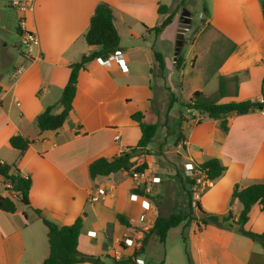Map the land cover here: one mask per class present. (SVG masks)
Returning <instances> with one entry per match:
<instances>
[{
	"label": "crops",
	"instance_id": "obj_1",
	"mask_svg": "<svg viewBox=\"0 0 264 264\" xmlns=\"http://www.w3.org/2000/svg\"><path fill=\"white\" fill-rule=\"evenodd\" d=\"M4 1L0 0V161L13 165L32 183L28 205L15 200L14 212L0 209V264H41L48 256L47 227L35 209L58 225L71 224L81 216L77 249L95 261L74 264H110L120 248L118 241L140 233L144 236L158 215L153 204L144 210L140 202L145 197L144 186L153 177L159 180L155 158L169 152L170 141L181 155L182 180L186 179L187 162L219 159L224 173L209 182L198 203L207 213L224 215L230 210L233 221L237 220L242 204L233 200L230 205L233 186L264 182V114L260 108L223 114L221 119L228 126L223 131L220 120L184 105L195 90L205 95L216 93L220 75L229 80L228 94L220 102L260 101L264 91V19L258 0H189L186 7L190 12L193 3L199 5L200 24H193L191 12L179 53L183 58L180 69L168 54L175 41L167 31L175 18L158 34L147 30L157 23L162 0H34L33 10L25 14L9 0V8L18 13L17 35L23 21L25 30L39 39L28 54L5 35L12 32L5 23L13 18L8 16ZM100 2L111 8L119 34L118 49L110 55L121 54L122 59L104 62L95 58L80 68L63 125L40 131L35 118L59 99L70 65L83 54L98 50L85 42L84 33ZM153 51L163 57L161 71ZM16 69L19 72L14 76ZM157 85L174 96L170 108V99L159 97ZM60 110L56 107L54 112ZM135 112H141L143 122L158 124L152 140L155 144L149 143L143 152L130 150L141 135L138 122L131 117ZM171 124L181 134L177 143L173 137L156 142L160 127L166 136ZM16 134L31 140L22 154L8 142ZM124 152L131 155L129 170L89 176L92 160L112 159ZM142 163L146 167L140 176L132 169ZM97 188H103L105 195L93 201L90 197ZM135 188L141 189L137 199L130 197ZM119 214L129 226L119 221ZM195 215L199 216L197 209ZM181 226L176 227L187 244L190 264H264V247L242 234L238 225H199L195 219ZM243 228L264 231V211L254 206ZM128 255L130 249L126 248L122 258ZM139 257L146 263L141 254Z\"/></svg>",
	"mask_w": 264,
	"mask_h": 264
},
{
	"label": "trees",
	"instance_id": "obj_2",
	"mask_svg": "<svg viewBox=\"0 0 264 264\" xmlns=\"http://www.w3.org/2000/svg\"><path fill=\"white\" fill-rule=\"evenodd\" d=\"M157 11L160 15L157 23L147 29L148 31L158 34L166 25H168L173 17L172 13L168 12V7L165 4H159ZM264 19V9H263ZM19 31V25L17 27ZM85 42L88 45L98 46V50L89 54H83L81 58L70 65V73L62 88L59 99L46 106L45 109L39 113L35 118V124L40 131L57 130L66 120L71 103L75 94L77 72L80 68L95 58L105 59L110 54L118 49L119 34L113 22V13L109 5L105 2H100L96 5L93 14L89 20V26L84 33ZM153 57L158 64L160 70L164 69V60L159 52L153 51ZM182 55L178 54L175 59V67L181 68ZM228 79L220 75L218 78V87L216 93L212 97H208L200 90H195L189 96L185 107L190 110L197 111L199 114H205L211 119H218L219 126L223 131H227L228 126L225 120L221 117L223 114L234 111L237 114L247 113L255 108L264 109V92L262 91V101L257 100H231L227 102H220L219 99L228 94ZM236 93V89L234 90ZM175 101L174 96L171 95L168 108H170ZM56 107H61L57 113L54 112ZM139 124L141 135L136 142L135 146L130 150L132 152H143L149 143L152 142L158 124L145 123L142 121L141 112H135L131 116ZM181 119V115H180ZM178 138V137H177ZM178 140V139H177ZM10 146L22 154L28 148L31 140L19 134L12 135L8 140ZM130 153H122L119 156L107 159L106 157H98L92 160L88 165V173L90 177L97 175H108L118 170H129L132 166L130 162ZM196 167L204 174L205 178L212 182L219 178L225 170L219 159L213 157L203 161L200 164H195ZM146 165L135 166L133 172L140 173L145 170ZM0 179L9 182L11 190L14 192L15 197L0 194V209L6 212H14L16 209L15 200H19L23 204H29V190L31 187V179L20 175L17 169H13V165L0 161ZM183 188L188 195L187 210L180 213H171L166 217L158 214L152 226L144 233L142 245L139 251H135L134 255L142 254L144 247L148 241L149 235L152 233L158 237V240L163 244L165 242L168 231L184 222L183 225L189 224L192 220L197 219L199 225L215 224L218 226L233 227L239 226V231L252 240L259 242L264 247V231L255 232L243 228V225L248 219L250 210L257 206L259 211H264V182H256L249 184L245 187H239L237 184L233 186L230 205L233 200H238L242 204V209L236 221H233L231 211L227 214H214L203 211L200 204L197 203L196 209L199 211V216L194 214L193 207L190 202V189L186 188V184H192V179L186 177L184 180ZM135 192H141L140 188H135ZM35 212L41 218L47 227V241H48V256L41 262V264H74L83 262L92 258L91 255L80 252L77 249V240L82 225V217L79 216L73 223L66 225H58L55 222L45 218L41 215L39 209ZM119 221L126 226H129L128 221L123 215H117ZM131 260L128 256L121 260H115L110 264H129ZM159 264H163V260ZM190 264V263H189Z\"/></svg>",
	"mask_w": 264,
	"mask_h": 264
},
{
	"label": "rangeland",
	"instance_id": "obj_3",
	"mask_svg": "<svg viewBox=\"0 0 264 264\" xmlns=\"http://www.w3.org/2000/svg\"><path fill=\"white\" fill-rule=\"evenodd\" d=\"M8 1L9 0H5L4 2L6 3L5 6L8 11V16L10 15L13 18V22L5 23L10 26V28H12L11 34L8 33L5 35L7 39L10 40L12 44H14V46L22 51L24 50V47L20 44V37L15 31V28L17 26V23L15 22L17 20L16 16L18 13L12 8H9ZM162 2L163 4L167 5L168 12L172 13L173 17L175 18L172 20V23L167 31L168 36L172 35L175 41L181 9L184 7L188 8L186 6L190 4V1L162 0ZM191 6V12L194 13L192 22L194 25L200 24L197 23L199 5L197 3H193ZM189 35V37H191L192 32H190ZM168 54L171 58L174 57V47ZM159 71H161L160 68ZM156 87L159 89V97H161V95H165V99H170L171 95L169 93H164L161 89V86L159 87V85H157ZM213 95L214 93L207 94L208 97H212ZM178 111L180 112V110L178 109L176 111V114ZM171 125L172 126H170V131H166V136H164L165 129L163 127H160L156 142L159 141L162 137H173L174 142L177 143V139L181 137V134L179 131H177V127H175L174 124ZM171 143L172 142L170 141V144L167 146L169 148V152L158 154L155 158L156 164H158L156 175L159 177V182L155 183L151 191L144 195L150 198L151 203L155 207L156 211H158V214L163 217H166L171 213H180L186 211L188 204V195L184 190L182 184L184 180H182L179 175L181 174V155L174 150V147ZM151 144H155V141H152ZM152 173H154V171ZM7 188L8 187L6 186V180L0 179V193H6ZM193 210L195 214L196 207H193ZM183 224L184 222L181 224V229L184 226ZM145 232L146 231H144L143 233ZM186 246L187 244L183 241V237L180 233L179 228L174 227V229H171L167 233L165 242L163 244L158 240V237L156 235L151 233L145 246L146 251H143L141 256L146 260V264H159L161 260H165L164 264H189L190 259L187 253Z\"/></svg>",
	"mask_w": 264,
	"mask_h": 264
},
{
	"label": "built area",
	"instance_id": "obj_4",
	"mask_svg": "<svg viewBox=\"0 0 264 264\" xmlns=\"http://www.w3.org/2000/svg\"><path fill=\"white\" fill-rule=\"evenodd\" d=\"M11 6L14 7L15 9H17L20 13L25 14L27 12H31L34 8V0H11L10 2ZM19 25V36H20V44L24 47V50H22L23 54H28L31 51V47L38 45L39 43V39L36 35V33L34 32H30V31H26L24 28V24L23 21H20ZM112 58H118L117 60H121V54H114V55H110L107 59H104V62H108V59H112ZM100 59V58H99ZM18 69L15 70L14 72V76L18 73ZM264 92V91H263ZM263 98L261 96L260 101H262ZM261 113L264 114V109H261ZM119 136L116 135L115 139H118ZM197 165L193 164L192 162H187L184 165V174L186 177H189L192 179V184H190V194H191V206L192 207H196L198 200L201 196V194L203 193V191L206 189L207 185L209 184L210 181H208L204 174L196 167ZM140 176L144 175V171L137 173ZM154 177L152 178V180L149 181V183H147L144 188H143V195H146V193H149L152 189V184L154 182H159V180L154 181ZM6 186L7 191L6 193H0L1 195H9L12 197H15L14 192L11 190V186L9 184V182L6 181ZM5 192V191H4ZM105 195V191L103 188H97L95 191H93L90 199L95 201L98 200L99 197L104 196ZM139 196V193L137 192H133L130 197H132L133 199H137V197ZM141 206L144 210H148L151 209L152 207V203L151 200L148 196H145L144 198L141 199ZM142 239H143V235L140 234H136L135 237H128L125 236L123 237L121 240L118 241L119 244V249L116 250L113 253V258L115 260H121L122 259V253L123 250L126 248L130 249V255H128L129 259L131 260V262L129 264H146L145 261L139 257V255H134L135 251H139L142 245ZM122 252V253H121Z\"/></svg>",
	"mask_w": 264,
	"mask_h": 264
},
{
	"label": "water",
	"instance_id": "obj_5",
	"mask_svg": "<svg viewBox=\"0 0 264 264\" xmlns=\"http://www.w3.org/2000/svg\"><path fill=\"white\" fill-rule=\"evenodd\" d=\"M261 4L262 9H264V0H258ZM192 13L187 8H182L179 16V23L177 27V34L174 46V60L176 56L180 53L181 47L183 45V35L186 30L189 29L191 23ZM190 184H186V188L189 189ZM90 261L94 262L95 258H89Z\"/></svg>",
	"mask_w": 264,
	"mask_h": 264
}]
</instances>
